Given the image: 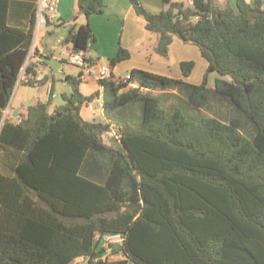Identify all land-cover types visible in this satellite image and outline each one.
Listing matches in <instances>:
<instances>
[{
	"label": "trees",
	"instance_id": "1",
	"mask_svg": "<svg viewBox=\"0 0 264 264\" xmlns=\"http://www.w3.org/2000/svg\"><path fill=\"white\" fill-rule=\"evenodd\" d=\"M129 1L159 36L158 53L174 37L200 49L204 81L134 69L84 94L98 65L89 20L106 3L77 0L72 21L88 22L63 44L85 66L65 78L64 104L50 113L39 101L0 123V264H264V0H163L160 13ZM38 6L18 23L0 0V114L24 69L23 84L45 83L27 65ZM130 57L121 47L109 66ZM194 67L182 62L183 76ZM102 95L109 122L84 119ZM112 125L121 149L106 141ZM111 235L124 242L108 253Z\"/></svg>",
	"mask_w": 264,
	"mask_h": 264
},
{
	"label": "crops",
	"instance_id": "2",
	"mask_svg": "<svg viewBox=\"0 0 264 264\" xmlns=\"http://www.w3.org/2000/svg\"><path fill=\"white\" fill-rule=\"evenodd\" d=\"M10 7L8 11L9 18L15 22H25L27 19L33 18L34 8L33 5L37 3V0H9ZM58 1V19L55 22H52L50 26H41L37 27L35 30L34 43L30 50L29 58L27 61V65L33 66L37 71L36 79L37 81H45V83L41 86H37L38 90L35 94L34 99L24 100L18 106H16L17 97L13 96L10 108V115L8 118H12L15 111L18 110L17 117L19 115H25L26 109L30 105H33L39 101L43 103L50 102L53 104V99L55 97H51L48 95V87L52 85L53 91L57 97V81L60 80L62 85L67 87L69 86L65 81V78L68 75L77 76L78 72L75 73V69L69 68V56L72 53L71 49L63 44V41L67 37L70 29L73 27L75 23L78 25L85 24L88 22L87 18L84 16H79L77 22L72 21L73 17L77 13V0H57ZM144 6H146L153 13H160L164 6L163 0H140ZM220 3L228 2L233 7L237 6L238 0H219ZM250 4H254L256 0H246ZM106 9L103 14L93 15L89 22L94 30V33L97 35V38L100 39L102 35L101 27L106 28L110 25H119L120 19H123L124 32L122 36V48L129 51L132 58V51L134 48H138L141 52L143 51L144 57L150 55L154 57V49L157 47L159 36L158 35H150V33L146 29V21L143 17H140L136 14L132 4L129 0H105ZM66 21L67 24L61 27H57L62 22ZM155 34V33H154ZM128 37V40H127ZM173 46H180V43L175 39L173 42ZM95 53L93 57L99 66L109 65V59L114 58L119 48L112 47V51L102 52L100 48L94 46ZM87 56H90L87 54ZM60 61L62 63L61 68H59L55 72V68L52 66L53 62ZM134 68H130V65H123L122 63L117 64V66L113 69L114 75L117 77L119 73L126 69L127 74L131 73L134 69H141L145 71H149L155 74L167 76L168 70L163 68L161 70L152 69L146 64H132ZM68 71H72L71 73ZM88 74V73H87ZM90 74V73H89ZM169 77V76H168ZM219 78V77H217ZM216 78V80H217ZM91 81L86 79L85 83L82 85L81 90L86 95H91L98 90H102L99 82L97 80V75L92 76ZM93 83L96 85L93 88H90L89 92H85V86L89 85V83ZM133 87H137L136 84L132 85ZM65 94H68L65 92ZM49 106V112L50 107ZM55 110V108H54ZM85 111V113H83ZM100 112H102L100 114ZM52 113V112H50ZM82 116L84 119L88 121H97V122H109V120L105 117L104 108H103V95L98 100H96L93 104L88 107H84L82 110ZM2 117L1 124L4 121V113L0 114V118ZM16 117V118H17ZM106 118V119H105ZM116 126L112 125V131L110 132V136H112L111 140H106L111 146L116 149H121V142L117 135L116 140L113 139L116 130L114 129ZM114 134V135H113ZM121 246V245H120ZM111 251L108 250V253Z\"/></svg>",
	"mask_w": 264,
	"mask_h": 264
},
{
	"label": "rangeland",
	"instance_id": "3",
	"mask_svg": "<svg viewBox=\"0 0 264 264\" xmlns=\"http://www.w3.org/2000/svg\"><path fill=\"white\" fill-rule=\"evenodd\" d=\"M101 31H102L103 36L100 39L97 38L95 42H92L88 54L90 56H94V53H95L94 46H97L98 48H100L102 52L112 51V47L115 46V48H119L118 49V52H119L122 46V36L124 32L123 19H120L119 25H110L109 27H106V28L101 27ZM150 35H157V34L150 33ZM175 39L178 41V43H180V46H176V45L173 46L174 44L173 43L170 47V51L167 56L161 55L160 53H158V51L155 48L154 57L150 55L151 53L147 55L146 57H144L143 51L141 52L138 48H134L131 53L132 58L130 57L129 59L123 60L120 63H122L123 65L124 64L130 65L131 66L130 68H134L132 64H146L150 68L156 69V70H161L165 68L168 70L167 76L171 78L185 79L188 83L201 84L204 81L205 74L208 71L207 61L203 58L200 52V49L197 46L190 44V43H186L180 40L178 37H174V40ZM127 40H128V37H127ZM118 52L116 53L115 57L118 55ZM182 62H193L195 65L192 74L187 78L183 76V72L181 68ZM52 64H53L52 66L55 68V72L62 66V63L60 61L53 62ZM69 68L75 69V73H71L72 71H68L71 74H76V72H78L79 74V72L81 71V68L74 64H69ZM97 73H98V67H95L94 69H92L91 74L89 73L87 74L88 81H91L90 78L94 75H97ZM126 75H127V71L126 69H123L119 73V75H117V77L118 78L125 77ZM217 77H219V74L216 72H212L209 75V86L211 87L215 86ZM95 86L96 85H94L92 82L89 83V85L85 86V92L86 93L89 92L90 88H93ZM37 90H38V87H32V86H29L23 83L18 85L14 92V96L17 97L15 105L18 106V104H20L24 100H28L29 102V100L36 98L35 94ZM65 92L68 94L71 92L70 86L65 87L62 85V82L58 80L57 81V94L58 95L57 97L53 99V104L50 107V112H53L54 108L64 104L62 95L65 94ZM155 93L159 96V92H155ZM83 113H85V111H83ZM101 113L102 112H100V114ZM114 129L116 130V133L115 135L113 134L114 135L113 139L116 140V137L118 135V130L116 127ZM111 139H112V136H110V133H107L106 140L108 141ZM107 239L108 238L106 237L105 246L110 251H113L114 248L121 245V243L117 242L116 239H111V240H107ZM113 258H117V256H114Z\"/></svg>",
	"mask_w": 264,
	"mask_h": 264
},
{
	"label": "built area",
	"instance_id": "4",
	"mask_svg": "<svg viewBox=\"0 0 264 264\" xmlns=\"http://www.w3.org/2000/svg\"><path fill=\"white\" fill-rule=\"evenodd\" d=\"M191 3V0H187ZM37 27L47 26L48 22L57 21L58 17V1L57 0H39L38 12H37ZM69 63L84 67L85 60L82 53H71L68 59ZM25 69L23 70L18 85L22 83L24 79ZM114 76L113 69L109 65H103L98 67L97 80L100 81H110ZM131 79V73L127 74L125 77H116V81H128ZM48 95L51 97H56L53 91L52 85L48 87ZM10 115V108L4 111V120ZM107 240L116 239L121 245L124 242V238L120 235H111L107 237Z\"/></svg>",
	"mask_w": 264,
	"mask_h": 264
},
{
	"label": "water",
	"instance_id": "5",
	"mask_svg": "<svg viewBox=\"0 0 264 264\" xmlns=\"http://www.w3.org/2000/svg\"><path fill=\"white\" fill-rule=\"evenodd\" d=\"M17 114H18V110L17 111H15V113L13 114V118H16L17 117Z\"/></svg>",
	"mask_w": 264,
	"mask_h": 264
}]
</instances>
